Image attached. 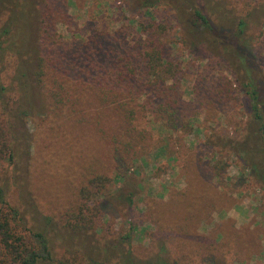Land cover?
I'll return each instance as SVG.
<instances>
[{
	"label": "rangeland",
	"instance_id": "rangeland-1",
	"mask_svg": "<svg viewBox=\"0 0 264 264\" xmlns=\"http://www.w3.org/2000/svg\"><path fill=\"white\" fill-rule=\"evenodd\" d=\"M193 7L230 30L222 35L245 20L234 43L252 57L264 104V0H0V30L9 28L19 56L0 63V79L11 87L10 111L28 114L7 137L0 182L16 229L44 231L52 260L264 264V147L253 140L247 80L236 46L202 33ZM151 23L167 26L164 53L178 67L166 82L180 92L175 123L150 112L142 95L127 103L113 91L102 101L95 88L107 90L124 52L142 69L139 27ZM37 56L43 90L31 76ZM95 177L105 182L85 206L93 223L71 232L70 217L84 208L78 190Z\"/></svg>",
	"mask_w": 264,
	"mask_h": 264
},
{
	"label": "trees",
	"instance_id": "trees-1",
	"mask_svg": "<svg viewBox=\"0 0 264 264\" xmlns=\"http://www.w3.org/2000/svg\"><path fill=\"white\" fill-rule=\"evenodd\" d=\"M183 2H187V0H183ZM192 9L193 11L190 15L194 17V24L199 25L201 32L208 33L212 38L219 37L225 44H230L228 43V41H230L235 45V35L240 36L244 32L246 22L242 18L236 19L234 24V29L236 31L235 35L233 33V35H222L223 32H228L230 30L225 29L223 24L216 25L212 23L207 18L206 14L200 11L199 8L193 7ZM166 30L167 26L163 23H151L146 24L144 27H139V31L146 36L140 47L137 48V53L142 54V69L136 71L137 66L131 65V56L127 52H124L122 57L116 59L113 76L109 77L110 83L107 90L103 91L101 88L95 87L99 90L102 101L106 100L107 93L113 91H116L114 98L122 96V99L125 100L124 102L127 103L134 101L135 98L142 95L144 96V102L150 106V108H148L150 112H161L167 118L168 122L175 123L180 113V92L176 82L173 81L171 85H167L166 82L169 79H176L178 67L169 61L168 55L164 53V46L168 42L167 39H165ZM9 33V28H2L0 30V63L16 61V58L19 57L15 55L16 49H14L13 43L7 36ZM235 46L234 51L237 62L242 66L241 68L247 80L242 87L245 90L244 94L247 97L249 111L253 118V126H255L257 130V136H255L253 140L255 144L256 141L258 142L259 140L264 147V104L259 97L254 81H252L249 76L248 66L250 63V54L246 52L247 49L244 48V44ZM89 52L91 53L92 50L86 51V55ZM80 54L81 52H75L72 57L76 59ZM43 66V62L39 59V56H37L34 70L31 73L34 84H37V86H39L37 88L42 90L45 85L42 76ZM15 87L23 90L21 84H16ZM10 90V85H6L5 82L0 79V156H2L3 152L6 150L5 142H7V137L12 134L10 137L11 139L14 138L16 118L18 116L22 118L28 116L26 110L16 109L15 111H10L12 109H9L7 105L11 100V98L8 97ZM43 99L44 104L47 105L46 97H43ZM155 100L158 102L157 107L152 108V101ZM17 111L19 113H17ZM24 111L26 113H24ZM128 111L130 114L133 112L132 109H128ZM237 149L240 150L241 146ZM5 158L6 160L12 158V148L5 154ZM260 162H263L264 166V159L260 160ZM259 164L260 163L255 164L254 168L256 170ZM262 179L264 180V177ZM104 182L105 179L103 177H95L87 181L85 186L79 188L78 198L82 201L81 207L84 208L70 217V221L73 222L67 223L66 227L71 232H75L82 228L88 229L92 225L93 215L91 216V213L93 208L85 209V206L86 203H93L95 201L94 198L100 194L99 189L103 187ZM2 186L3 183L0 184V264H37L45 260L49 261V263L62 264L59 260H52L51 252L49 251V248L52 246V242H50L51 238H47L44 231L41 232L36 230L32 232L29 230L26 236L19 233L20 231L16 229L18 225L12 221V217L16 219V215L13 213L12 207L8 204V196L3 188L4 186ZM85 211L88 212V215H85L87 213H85ZM20 221L21 220H17V222ZM127 237L128 235H126L123 240H126ZM39 248L45 251V257L39 254ZM129 254L130 251L125 250L123 252L124 259H129ZM82 257L85 258V256ZM88 263L93 264L91 259H89ZM156 264L169 263L158 259Z\"/></svg>",
	"mask_w": 264,
	"mask_h": 264
}]
</instances>
